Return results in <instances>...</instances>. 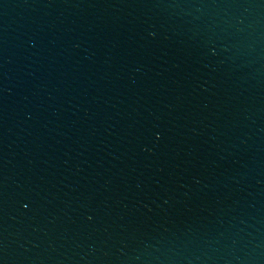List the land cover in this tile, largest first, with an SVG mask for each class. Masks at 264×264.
<instances>
[{"label":"water","instance_id":"95a60500","mask_svg":"<svg viewBox=\"0 0 264 264\" xmlns=\"http://www.w3.org/2000/svg\"><path fill=\"white\" fill-rule=\"evenodd\" d=\"M0 264H264V0H0Z\"/></svg>","mask_w":264,"mask_h":264}]
</instances>
